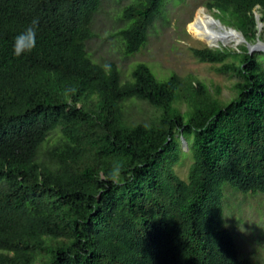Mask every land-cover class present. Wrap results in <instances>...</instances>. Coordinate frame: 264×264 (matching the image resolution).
Returning <instances> with one entry per match:
<instances>
[{"label":"trees","instance_id":"trees-1","mask_svg":"<svg viewBox=\"0 0 264 264\" xmlns=\"http://www.w3.org/2000/svg\"><path fill=\"white\" fill-rule=\"evenodd\" d=\"M163 3L124 8L127 55L146 45ZM100 4L0 0V264H256L224 227L223 188L264 194V64L247 46L191 48L242 78L230 101L194 76L159 81L144 63L122 82L116 64L105 72L87 51ZM207 7L250 43L259 22L264 30V0ZM33 18L37 46L14 58L13 39ZM129 100L158 116L131 122ZM181 136L193 158L187 181L174 170Z\"/></svg>","mask_w":264,"mask_h":264},{"label":"rangeland","instance_id":"rangeland-1","mask_svg":"<svg viewBox=\"0 0 264 264\" xmlns=\"http://www.w3.org/2000/svg\"><path fill=\"white\" fill-rule=\"evenodd\" d=\"M133 1L101 0L99 11L92 23L94 36L87 42V51L95 63L116 64L120 69L122 82L131 81L136 66L144 63L159 81H165L173 73H177L182 78L194 76L205 82L211 90H219L225 101H230L238 94L235 85L242 80L240 76L234 73H217L215 66L198 61L191 53V48L209 47V43L201 36L198 28L197 18L201 15V9L204 8L230 30L227 19L207 7L209 0H164L162 13L152 24L146 45L140 52L127 55L120 31L129 23L123 17V10ZM256 14L260 19V13ZM260 24L261 22L258 40L264 42L263 25ZM223 43L228 45L218 42L215 44L218 47L212 49L223 47L240 49L246 46L244 41L237 47L230 46L234 43L227 41ZM255 54L264 64V52L256 51L253 55ZM184 88H187L186 84H183ZM126 102L125 112L131 122H150L152 118L158 116V111L145 102L138 100ZM182 110L185 112L186 107H182ZM59 138V131L53 133L48 143L42 147L38 161L46 159V150ZM181 151L180 161L174 170L182 180L187 181L193 158L189 149H184L183 145ZM223 191L224 227L233 234L240 259L264 264V194H243L230 184H225Z\"/></svg>","mask_w":264,"mask_h":264},{"label":"bare ground","instance_id":"bare-ground-1","mask_svg":"<svg viewBox=\"0 0 264 264\" xmlns=\"http://www.w3.org/2000/svg\"><path fill=\"white\" fill-rule=\"evenodd\" d=\"M201 15L198 16V28L201 36L210 46H215L218 42L227 41L229 43H236L242 41V36L233 31L228 30L220 24L214 17L207 13L203 8L200 10Z\"/></svg>","mask_w":264,"mask_h":264},{"label":"clouds","instance_id":"clouds-1","mask_svg":"<svg viewBox=\"0 0 264 264\" xmlns=\"http://www.w3.org/2000/svg\"><path fill=\"white\" fill-rule=\"evenodd\" d=\"M38 30L39 20L33 18L22 31L15 35L11 45V54L14 58L19 59L31 54L35 50L37 46ZM103 70L108 72L110 66L107 64L103 65ZM70 91H74V89H70Z\"/></svg>","mask_w":264,"mask_h":264},{"label":"water","instance_id":"water-1","mask_svg":"<svg viewBox=\"0 0 264 264\" xmlns=\"http://www.w3.org/2000/svg\"><path fill=\"white\" fill-rule=\"evenodd\" d=\"M257 18H258V20H259V16H257ZM216 20H217V19H216ZM217 21L221 24V22H220L219 20H217ZM260 25H263V24L261 23ZM260 27H261V26L258 27L259 32H260ZM229 29H230V30H233V31H235V32H237V33H239V34L242 36V41L246 42V46H247V48H248V52H249L251 55H252L254 52H256V51H262V52H264V42H261V41L258 40L255 44H250L248 41L245 40V36H244L241 32H239V31H237L236 29L231 28V27H230ZM222 44L225 45V43H223V42H222ZM209 47H210V48H213V47H218V46H210V45H209ZM181 142H182V145H183L184 149H189V144H188L187 140L185 139V137L181 136Z\"/></svg>","mask_w":264,"mask_h":264},{"label":"flooded vegetation","instance_id":"flooded-vegetation-1","mask_svg":"<svg viewBox=\"0 0 264 264\" xmlns=\"http://www.w3.org/2000/svg\"><path fill=\"white\" fill-rule=\"evenodd\" d=\"M120 1H123V0H120Z\"/></svg>","mask_w":264,"mask_h":264}]
</instances>
